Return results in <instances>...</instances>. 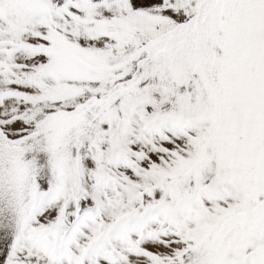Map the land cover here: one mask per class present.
<instances>
[{
	"label": "snow or ice",
	"instance_id": "snow-or-ice-1",
	"mask_svg": "<svg viewBox=\"0 0 264 264\" xmlns=\"http://www.w3.org/2000/svg\"><path fill=\"white\" fill-rule=\"evenodd\" d=\"M0 264H264V0H0Z\"/></svg>",
	"mask_w": 264,
	"mask_h": 264
}]
</instances>
